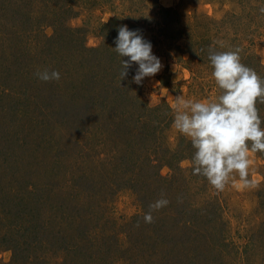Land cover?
<instances>
[{"label": "rangeland", "instance_id": "1", "mask_svg": "<svg viewBox=\"0 0 264 264\" xmlns=\"http://www.w3.org/2000/svg\"><path fill=\"white\" fill-rule=\"evenodd\" d=\"M62 4L65 13L56 8ZM54 8L43 27L37 13L25 27V10L0 12V218L11 246L34 254L24 238L34 213L46 219L39 230L44 264H74V256L82 264H162L148 247L156 227L178 233L156 218L164 207L152 211L151 223L143 217L150 204L182 191L199 211L198 236L190 240L194 264H264V153L250 154L256 187L242 189L237 176L216 191L192 174L194 149L173 127L177 96L218 94L210 50L239 48L243 64L264 72V0H55ZM122 26L151 41L163 65L142 85L133 82L135 65L120 76L128 58L115 53L114 41ZM207 41L211 48L201 56ZM45 69L60 79H38ZM257 107L264 120V104ZM156 161L171 184L151 186L148 163ZM63 196L72 200L68 208H59ZM74 206L84 213L83 233L70 232L63 243L64 218ZM13 257L0 246V264L20 262ZM42 262L32 255L26 261Z\"/></svg>", "mask_w": 264, "mask_h": 264}, {"label": "clouds", "instance_id": "2", "mask_svg": "<svg viewBox=\"0 0 264 264\" xmlns=\"http://www.w3.org/2000/svg\"><path fill=\"white\" fill-rule=\"evenodd\" d=\"M114 43L115 53L128 58L121 60V78L135 65L133 82L142 85L145 78L154 77L162 69L151 41L139 30L120 27ZM240 51L210 50L208 61L218 94L203 100L179 95L173 108V127L194 149L189 161L192 174L204 177L216 191L236 183L237 176L242 189L256 187V182L249 179L250 154L264 153V120L257 107L264 104V78L242 63ZM36 76L44 82L60 79L56 70L38 71ZM168 203L161 198L150 204V211L143 217L145 223L153 221L152 211Z\"/></svg>", "mask_w": 264, "mask_h": 264}, {"label": "trees", "instance_id": "3", "mask_svg": "<svg viewBox=\"0 0 264 264\" xmlns=\"http://www.w3.org/2000/svg\"><path fill=\"white\" fill-rule=\"evenodd\" d=\"M54 1L55 0H14V1L13 0H0V12L3 13L4 15V13L11 14V13H18L22 9L25 10L28 15L25 21L24 22L22 21L23 22L22 24H24V26L26 25L25 27H28V24L26 23L28 19L30 20L29 24L33 23L32 17L30 16L29 13H33V12L37 13L40 18L36 19V22H38L41 19L40 26L43 27L44 25H47L50 23L48 22L49 18L47 17L49 16V14H51L54 11V9L56 8L59 9L61 13L63 12L65 13L69 9V8H63L64 10H62V7L65 6L64 4L54 8ZM112 22H114V20H112ZM17 24H19V20L17 21ZM17 24H12V25L16 27L18 26ZM18 33H20V35L23 36L20 28L18 30ZM31 33H34V32L32 31ZM32 37H35V36L33 35ZM203 40H205V38L202 37L200 42ZM210 48H211L210 43L208 41L204 42L203 45H200L199 49L197 50L198 51L197 53L201 56L207 55V52L209 51ZM189 52L192 57L195 55V52L193 51L192 52L189 51ZM198 63H202L201 59H199ZM258 75L264 78V72L261 71L258 73ZM156 110L157 108H152V109H149L148 111L155 112ZM136 121H138V119ZM155 134L156 133L154 132V135ZM156 162H157L156 164H153V163L150 164V162L148 163V166L150 168H153L154 170V173L152 175H149L148 177L149 179L152 176V178H150L152 179L150 180L151 186H154L157 183H163V182L170 183V181L167 178L159 174L158 168L161 165H163V164H160L162 163V161H156ZM134 177L136 179L135 175ZM135 179L131 177L130 181H134L135 188H137L138 182H136ZM144 184L147 186L150 185L149 183L146 182L145 179H144ZM164 185L162 186V188L164 187ZM152 189H157V188H152ZM178 192H179L177 193L178 196L173 194L168 197V201H169L168 205L164 207L162 213L158 212L159 213L158 215H160L159 217L156 216V218L160 220L161 222H168L170 223V225L175 226V229L173 228V231L177 232L178 234L168 235L165 232H162L164 230L163 228H161V226L156 227V231L154 232L155 239H153L152 244L148 245V247L150 248L151 254L153 256L155 255L159 256L158 260L161 256V259L164 261V263L162 264H177L181 262L182 260L185 261L186 259L187 260L185 261V264L196 263V257H195L196 255L193 253L194 250L193 249L191 250L190 248V243H191L190 240L193 239L194 236H198L196 235L197 234L196 229H197V223L199 220L198 219L199 211L196 207H194L189 202V198L186 195V193L182 191H178ZM2 198L3 197H0V204L4 203L5 199H2ZM69 202H72V200H68L63 196L62 203L59 205V208H62V207L68 208ZM1 209L2 208H0V210ZM68 211H69L68 213L69 216L66 219L64 218V222H63V228H65L68 233L64 234V236L60 238L63 243H67V239L71 235V233L73 234V232L79 231L80 227H82L81 229H83V226L85 225V222L83 223L82 215L84 213L82 210L78 211L77 207L75 208L74 206L72 210L68 209ZM8 213L10 214V212ZM38 213H39V209H38ZM15 215H18V214L15 213ZM25 216L27 215L24 214V217ZM15 218L18 219V217H15ZM30 218L31 219L27 220L25 223L27 224V227L24 231V234H25L24 238H25V241L27 242L26 243L27 245H29L30 243L31 246H33L34 250L31 253H34V254H26L27 251H25V249L18 250L17 248V251H16L15 246H11L9 242L10 239L7 236V232L1 233V228L4 225L1 224V218H0V246L7 247L8 250H11L13 252V256H14L13 260H15V257L16 259L18 257V261L20 262L16 264H29V263H26L28 259V255H32L36 261L38 259H40L41 261L43 260L42 264H44V261L47 260V254L46 255L43 254V252L47 251V249L45 248L46 242H44V237L42 236V234L40 235L39 233L40 229H43V230L46 229V226H45L46 219L40 222V219L37 218V216L34 213H31ZM13 224H15V221L13 222ZM80 232L83 233V230H80ZM60 248H62L61 245H60ZM63 249L67 250V248H63ZM165 251H167L166 254H165ZM68 253H71V252H68ZM69 260H71V262H74V264L79 263L75 256L71 257ZM10 264H13V261ZM79 264H82V262H80Z\"/></svg>", "mask_w": 264, "mask_h": 264}]
</instances>
